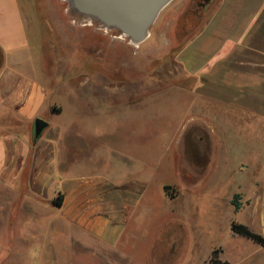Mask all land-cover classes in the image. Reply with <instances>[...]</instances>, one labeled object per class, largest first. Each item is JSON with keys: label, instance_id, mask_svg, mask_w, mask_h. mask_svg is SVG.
<instances>
[{"label": "rangeland", "instance_id": "374dc122", "mask_svg": "<svg viewBox=\"0 0 264 264\" xmlns=\"http://www.w3.org/2000/svg\"><path fill=\"white\" fill-rule=\"evenodd\" d=\"M215 1L173 0L150 38L133 44L71 0H19L26 72L49 97L36 119L63 130L67 150L57 159L68 176L120 183L130 166L147 191L107 248L84 246L76 227L50 223L49 213L21 212L13 192L0 189V264H208L215 250L229 264H264V247L231 229L238 223L263 236L264 124L253 130L233 113L192 110V77L177 62ZM15 114L0 108V133L34 139V123Z\"/></svg>", "mask_w": 264, "mask_h": 264}, {"label": "crops", "instance_id": "0c3cea01", "mask_svg": "<svg viewBox=\"0 0 264 264\" xmlns=\"http://www.w3.org/2000/svg\"><path fill=\"white\" fill-rule=\"evenodd\" d=\"M28 47L19 0H0V53L9 69L0 72V108L13 110L17 121L34 123L49 97L26 72L31 70L22 51ZM177 62L192 77V110H220L251 119L253 130L263 126L264 0H216ZM21 74H28L24 88ZM50 128L37 141L0 133V189L13 192L21 212L40 210L51 214L50 223L60 219L76 227L84 246L114 248L144 200L147 181L130 166L120 171V183L106 176L69 177L67 164L57 159L58 150H67L63 130ZM59 194L64 202L56 208L52 201Z\"/></svg>", "mask_w": 264, "mask_h": 264}, {"label": "water", "instance_id": "95a60500", "mask_svg": "<svg viewBox=\"0 0 264 264\" xmlns=\"http://www.w3.org/2000/svg\"><path fill=\"white\" fill-rule=\"evenodd\" d=\"M173 0H71L82 14L96 17L101 23L116 27L130 40L142 43L150 34L161 11ZM93 17V18H94ZM95 18V19H96ZM107 26V25H106ZM113 28V27H111ZM48 123L36 119L33 137L37 141L48 128Z\"/></svg>", "mask_w": 264, "mask_h": 264}, {"label": "trees", "instance_id": "16d2710c", "mask_svg": "<svg viewBox=\"0 0 264 264\" xmlns=\"http://www.w3.org/2000/svg\"><path fill=\"white\" fill-rule=\"evenodd\" d=\"M238 198V195L235 196V199ZM64 202V197L62 194H59L53 201H52V205L56 208H61ZM234 205L236 207V210L240 209L239 204L235 203L234 201ZM232 231L240 236H243L247 239H250L252 241H254L255 243L261 245L262 247H264V237L256 234L254 232H252L249 228H247L246 226L242 225V224H238V223H233L231 226ZM219 251H214L212 254V258L210 259L208 264H229L227 262H223L219 259L218 257Z\"/></svg>", "mask_w": 264, "mask_h": 264}, {"label": "bare ground", "instance_id": "6f19581e", "mask_svg": "<svg viewBox=\"0 0 264 264\" xmlns=\"http://www.w3.org/2000/svg\"><path fill=\"white\" fill-rule=\"evenodd\" d=\"M85 16H87V15H85ZM93 17H94V16H93ZM94 18H96V17H94ZM96 19H97V18H96ZM102 23H103V22H102ZM106 25H107V27H113V28H116V27H114V26H112V25L109 26V24H106ZM106 25H105V26H106ZM122 37H123V38H126V37L128 38V35H126V34L124 33V34H122ZM149 38H150V37H149ZM147 39H148V38H147ZM131 42H132L133 44H143V42H142V43H139V42H135L134 40H131ZM144 42H145V41H144Z\"/></svg>", "mask_w": 264, "mask_h": 264}, {"label": "flooded vegetation", "instance_id": "af4514ba", "mask_svg": "<svg viewBox=\"0 0 264 264\" xmlns=\"http://www.w3.org/2000/svg\"><path fill=\"white\" fill-rule=\"evenodd\" d=\"M204 1L205 2L200 3L201 7L205 6L208 3V1H210V0H204Z\"/></svg>", "mask_w": 264, "mask_h": 264}]
</instances>
